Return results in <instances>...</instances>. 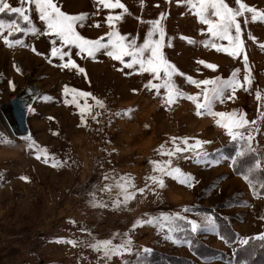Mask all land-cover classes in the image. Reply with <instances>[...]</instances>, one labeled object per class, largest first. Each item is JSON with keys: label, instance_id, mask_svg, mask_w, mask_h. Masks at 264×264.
I'll use <instances>...</instances> for the list:
<instances>
[{"label": "rangeland", "instance_id": "obj_1", "mask_svg": "<svg viewBox=\"0 0 264 264\" xmlns=\"http://www.w3.org/2000/svg\"><path fill=\"white\" fill-rule=\"evenodd\" d=\"M5 2L20 6V0ZM53 2L69 15L87 13L82 24L76 23V31L88 39L103 37V42L108 39L106 33L116 31L125 36V43L135 39L141 46L149 39L150 22L159 20L165 33L161 51L178 70L172 76L174 84L200 102L204 86L188 82L189 76L227 80L239 69L241 86L234 93L226 89L223 101L214 102L213 111L228 114L225 116L203 109L198 115L196 102L187 96L169 104L167 88L146 87L149 81L162 84L163 72L160 79H154L151 73L139 72L138 65L129 69L108 56L111 49H101L93 58L75 46L64 45L48 33L35 5L26 4L39 31L9 36L5 28L0 33V119L11 125L20 122L23 107L15 105L13 112L3 105L23 84L38 83L42 94L27 113L26 134L12 137L1 129L0 264H182L184 260L190 264H237V250L243 241L264 234V194H255L245 176L235 171V165L252 154H257L256 163L264 171V20L253 21L251 12L237 17L244 53L233 57L211 46L230 47V42L212 36L210 25L201 21L186 0H120L126 12L106 8L98 0ZM224 2L233 9L239 6L237 0ZM241 2L264 10V0ZM109 15L121 19L109 24ZM0 19L6 24L15 20L22 29L32 26L7 10ZM209 19L217 18L209 14ZM4 36L23 43L9 46ZM150 39L159 40V31ZM204 42L209 43L206 46ZM53 46L69 53L85 72L62 67L69 57L52 56ZM130 60L125 57L126 62ZM201 60L205 64H200ZM207 63L218 67L210 69ZM94 97L102 100L104 107L97 105ZM74 98L75 102H70ZM241 117L247 123L232 127L237 134L233 139L223 125ZM197 140L208 143L197 146ZM249 143L251 151L246 148ZM239 152L244 154L237 156ZM175 168L183 175L175 173ZM254 168L244 172L258 171L256 164ZM188 174L191 186L181 183ZM153 176L163 179L164 187L154 182ZM125 192L134 193L127 203ZM205 217L215 222L214 231L203 228ZM137 218L155 219L152 224L142 222L133 227ZM189 221L200 227L193 232ZM227 225L234 232L227 234L228 239L223 238ZM129 237L131 250L111 258L91 246L96 240L108 239L120 244ZM145 248L150 252L145 253Z\"/></svg>", "mask_w": 264, "mask_h": 264}, {"label": "snow or ice", "instance_id": "obj_2", "mask_svg": "<svg viewBox=\"0 0 264 264\" xmlns=\"http://www.w3.org/2000/svg\"><path fill=\"white\" fill-rule=\"evenodd\" d=\"M179 3L180 0H177ZM193 9L196 10V14L200 17L201 21L205 24L210 25L208 31L212 34L214 37H219L220 39H227L230 42V47H223L218 44H211L212 47H215L217 51H224L229 53L233 57L240 56L242 53H244V41L241 38V24L237 17H241L244 15L245 12H251L252 20L255 21L257 19L264 20V10H257L253 7H250L247 4H244L241 2V0H237L238 8L233 9L229 7L224 0H196V2H193V0H186ZM98 3L100 5H103L106 8L110 9H123L125 12L127 11L125 5L120 2V0H98ZM32 5L34 4L36 9L38 10L40 14V19L44 21L47 25V31L49 34H54L55 36L59 37L60 41L64 45H71L75 46L79 49L80 52H86L88 56L95 57V53L100 51L101 49H111L107 51V55L115 59L116 61H120L122 64H125L127 68L133 69L137 65L139 66L138 71L141 73L147 72L151 73L153 75L154 79H160V73H164L163 77V83L162 84H153L151 81L148 82L146 87L155 88L159 90L161 87L167 88V103L172 104L175 102V100L181 96H187L188 99H191L196 102L197 107V114H203L200 110L203 109L208 114L214 115V116H225L228 115L226 113H218L213 111V104L215 101L220 100L223 101V98L225 96V90L231 89L233 93L235 92V89L240 85L239 80L237 79V74L239 72V69L235 70L232 73L231 78L225 80L220 77H216L213 79H205V80H194L191 76L187 77L188 82L196 84L197 86L203 85V102H200L197 96L189 95L186 93L181 92L178 90L172 80V76L178 71L175 67V65L171 64L163 55L161 51L162 47V41L164 38V29L160 25L159 20L151 21L152 29L148 32L149 39H145L143 45L138 46L136 43V40L133 39L127 43H125V36L120 35L116 31H112L109 33H106L108 39L106 42H103V37H100L98 39H88L84 36H82L79 32L76 31V23L82 22L87 19V13H79L76 15H69L63 11L60 10V8L53 2V0H20V6L18 7H12L9 3H6L5 0H0V14L5 13L7 10L8 12L15 13L19 17H21L24 21H27L31 26L29 29H22L20 25L15 21L12 20L5 23L4 20L0 19V33L3 32L5 28H7L8 35H12L15 32L20 31H34L38 32L39 29L35 28V25L32 24V21L30 19V16L28 15V12L30 11V8L25 7V5ZM209 10H211V13H209ZM209 14L211 16L216 17V20L209 19ZM161 18H163V14H161ZM121 19L120 16H112L109 15L107 17V21L109 24L112 23L113 20H119ZM247 22V21H245ZM99 26L98 24L96 25ZM233 29L235 31V35L232 34ZM159 31L160 39L159 40H151L150 38L153 36L154 32ZM252 39H255V37H252ZM4 42L8 44L9 46H12L14 44H22L23 41L21 40H9L8 36H4ZM191 43H195V41H189ZM53 45H55L56 41H52ZM207 46L209 42H204ZM261 47H264V44L261 45ZM33 51L35 49L33 48ZM145 53H149V55L145 56ZM51 54L52 56L60 55V58L63 60L65 56H68V60L66 63L62 65V67L67 69H77L80 73H84L85 69L82 67H79L75 60L71 59V56L67 52H61L60 48H57L53 46L51 48ZM125 57H131L130 61H125ZM244 62L247 64V55L244 54ZM200 64H205V61L201 60L199 61ZM206 67L215 70L218 66L213 63H207ZM123 69H121L122 71ZM17 71H20L19 68H17ZM181 75H183L181 73ZM245 80L251 84L250 77L246 76ZM210 85V87H209ZM14 88V85H13ZM69 90L65 88V93H67ZM76 91V90H73ZM78 95L80 96H90L91 93L88 92H78ZM231 99L232 97H228ZM44 99H50V97H44ZM94 99H96L94 97ZM67 102V101H66ZM72 103L75 102V98L73 101H70ZM97 105L100 107H104V102L100 99H96ZM84 111L85 109H81V118H84ZM131 111V110H129ZM235 111V110H234ZM98 115V114H97ZM95 119V116L93 117ZM219 123V121H217ZM247 121L241 117L238 121H233V123L230 125L228 123H225L223 126L229 130V134L232 136L233 139H236L237 134H234L232 132V127H242L244 124H246ZM254 123V122H253ZM241 139H244L243 136L240 137ZM175 139V138H174ZM185 143H187V138H184ZM247 140L250 142L252 140L251 134L248 135ZM208 143V141H196L197 146ZM246 148L248 151H251L250 143L246 145ZM38 155L37 158L40 156L41 150H37ZM46 152V149L44 150ZM244 153L239 152L237 153V156H242ZM47 162V156L45 157ZM54 159V157H53ZM233 162L235 163V158H233ZM55 166H59V163H57ZM161 173H164V169L160 170ZM175 173H181V170L179 168L173 169ZM252 169H249V175L251 174ZM168 175H171L172 172H168ZM246 180L248 179V175H245L244 177ZM22 179L28 180V177H22ZM151 179L158 183L160 187H164V181L163 179L157 180L155 176L151 177ZM191 176L188 174V176L181 181V183H186L188 186H191ZM251 183V181H249ZM134 187V186H133ZM264 187V185H262ZM140 192H143L144 189H140ZM134 197V193H127L125 192V199L124 203H127L129 200H131ZM120 202L118 201L117 204ZM187 210V209H185ZM155 219V218H154ZM153 220H147V221H141L140 218H137V221L134 223L133 227L139 226L142 222L152 224L154 222ZM172 219H175L173 217ZM191 224V229L193 232L196 231L200 225L196 223V221H189ZM203 228L208 231H214L216 229L215 222L212 220L211 217H205ZM171 231V229H170ZM118 235V234H117ZM259 239L264 240V234H261ZM70 243H75V241H68ZM131 238H127L126 240H123L120 244H113L111 239L108 240H96L94 244L91 246L94 250L100 251L103 250V254L105 257L111 258L113 255H123L124 252H128L131 250ZM243 243H247V240H244ZM145 253L150 252V249L145 248ZM125 264H128V262H125Z\"/></svg>", "mask_w": 264, "mask_h": 264}, {"label": "trees", "instance_id": "obj_3", "mask_svg": "<svg viewBox=\"0 0 264 264\" xmlns=\"http://www.w3.org/2000/svg\"><path fill=\"white\" fill-rule=\"evenodd\" d=\"M256 158L257 154H252L246 157L242 160L243 162H241V164L239 163L238 166L235 165V171L244 176L248 175L247 180L248 182L251 181V183H249L252 185L255 194L262 195L264 194V187H262V185H264V178L259 179L257 174L260 173L262 176H264V171L258 167V162L256 163ZM255 164L258 168V171H252L250 175L249 171L244 172L245 169H248L250 167L254 168ZM238 169H240V171ZM227 234L229 236L234 234V232L228 225L226 231H224L223 238L228 239ZM200 255L205 256L202 254ZM237 257V264H264V240H261L259 238L250 239L249 241H247V243L243 244L241 247L238 248ZM182 264H190V262L188 260H184Z\"/></svg>", "mask_w": 264, "mask_h": 264}, {"label": "water", "instance_id": "obj_4", "mask_svg": "<svg viewBox=\"0 0 264 264\" xmlns=\"http://www.w3.org/2000/svg\"><path fill=\"white\" fill-rule=\"evenodd\" d=\"M41 94V87L38 83L27 82L19 88L18 92L16 93V99L24 108V111L29 115L35 103L41 97Z\"/></svg>", "mask_w": 264, "mask_h": 264}, {"label": "bare ground", "instance_id": "obj_5", "mask_svg": "<svg viewBox=\"0 0 264 264\" xmlns=\"http://www.w3.org/2000/svg\"><path fill=\"white\" fill-rule=\"evenodd\" d=\"M15 105L16 106L20 105V103L16 99V95L13 96L9 101L5 102V105H3V106L5 108L12 109L14 112ZM27 117H28L27 113L24 111L23 116H22L20 122L18 123V125L8 124L7 121H5L3 118H1L0 119V128L12 137H16L20 134H26L28 132V126H27V122H26Z\"/></svg>", "mask_w": 264, "mask_h": 264}, {"label": "built area", "instance_id": "obj_6", "mask_svg": "<svg viewBox=\"0 0 264 264\" xmlns=\"http://www.w3.org/2000/svg\"><path fill=\"white\" fill-rule=\"evenodd\" d=\"M3 137L1 136V128H0V139H2Z\"/></svg>", "mask_w": 264, "mask_h": 264}]
</instances>
